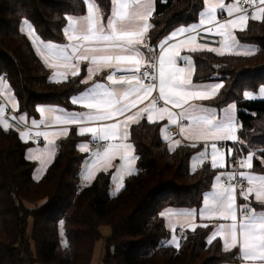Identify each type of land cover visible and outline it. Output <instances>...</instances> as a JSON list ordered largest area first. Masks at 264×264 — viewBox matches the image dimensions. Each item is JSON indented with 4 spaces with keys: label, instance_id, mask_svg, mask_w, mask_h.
<instances>
[{
    "label": "trees",
    "instance_id": "obj_1",
    "mask_svg": "<svg viewBox=\"0 0 264 264\" xmlns=\"http://www.w3.org/2000/svg\"><path fill=\"white\" fill-rule=\"evenodd\" d=\"M110 14L111 0H92ZM203 0H154L148 44L170 29L197 19ZM83 0H0V79L4 76L18 104L17 111L37 117L39 104L73 108L70 96L87 84L84 68L57 83L36 53L25 32L24 20L44 41L62 42L66 16L82 15ZM237 41L256 46L251 55H219L207 50L192 53L196 81L223 79L218 95L208 103L221 109L236 106L238 140L233 143L243 156L257 148L252 169L264 172V98L246 99L244 90L264 84V18H249ZM160 123L142 118L128 128L135 154V171L124 177L111 193L110 173L98 172L82 185L85 159L77 149L84 138L74 129L57 142L55 154L42 175L33 176L35 162L26 158L27 143L13 128L0 127V264H90L95 242L107 225L100 264H220L237 258V248L225 251L217 238L207 243L208 228L179 232V247L166 244L169 230L161 214L166 207L198 208L218 169L204 160L191 168L198 143L178 144L169 150L159 135ZM231 155H229L230 157ZM256 209L261 206L251 202ZM62 222V223H61Z\"/></svg>",
    "mask_w": 264,
    "mask_h": 264
},
{
    "label": "snow or ice",
    "instance_id": "obj_2",
    "mask_svg": "<svg viewBox=\"0 0 264 264\" xmlns=\"http://www.w3.org/2000/svg\"><path fill=\"white\" fill-rule=\"evenodd\" d=\"M248 3L255 6L257 0H247ZM86 5V15L76 18L66 16L67 26L63 29L69 44L58 46L55 44L44 45L43 48L38 45V37L35 29L28 22H22L21 32H26L32 44L36 46V52L43 60L44 64L50 69L63 68L64 72H55V82L59 83L62 79H67L70 73L72 77L79 74V62L89 61L87 78L81 83L87 84L92 80L93 75L100 68H114L116 71L125 73L116 76L115 73L107 76L110 86L94 83L87 90L86 95L73 97V105H81L87 112L71 113L64 115L51 116L57 111L50 107H38L36 111L41 119L31 120V127L37 129L34 137H43L46 141V148L38 157L37 149H29L32 155L30 159H41V164L50 162V157L55 154L54 142L49 140V136H67L68 125L78 126V134L84 136L90 134L93 140L105 142L103 151L93 153V160L88 165L87 173L84 175L86 181H90L100 170L107 171L113 166V161L117 158L120 166L116 168L117 172L132 173V165L135 162L133 156V145L125 143L128 133L126 129L131 123H139L145 115L150 123H156L159 120H167L170 124H176L178 120H186L187 125L180 124V133L186 139L194 141H205L211 143V167L213 169L222 168L221 149L216 141H237V123L231 114L235 110V105H230V112L222 118H217L216 114L206 108H202L193 101H203L215 96L222 88V84H212L211 86L193 85L191 79L192 60L190 57H181V50L187 48L190 52L207 50L219 55H224L225 50L232 51L236 45V38L233 30L241 29L246 26L249 19L245 9L237 5L224 3H212L210 0H203L205 11L200 12L199 23H193L188 27H178L167 36L159 45L160 55L158 59V92L159 100H162L164 107H157L156 98L153 97L146 107L137 109L138 104L151 97L154 90L157 89V77L148 69H156V64L151 62V58L145 59L141 46L147 49L151 54L153 49L146 42V34L152 25L149 23L153 15L152 0H111L112 12L108 17L106 25L101 23L100 13L97 5L92 0H83ZM260 7L251 14L252 20L264 18V0H258ZM227 8V15L234 17L224 22L217 20V9ZM235 13V15H234ZM243 13V14H239ZM199 30L204 34H213L222 37L220 48L209 47L205 44L196 43ZM254 49L249 48L243 53L236 54L251 55ZM177 58L185 60L188 69L177 66ZM143 77V79H142ZM52 79V78H50ZM145 80L150 81L145 83ZM0 79V84H3ZM7 87V84H4ZM264 94V87L259 89ZM246 99L253 98L251 92L245 91ZM13 109L18 108V104L12 96ZM171 107H168V106ZM178 109L179 111H173ZM5 108L0 106V127L5 131L10 130L11 125L4 119ZM27 127V118L25 115L12 117ZM48 119L54 120L59 125H64L58 131H40L41 125H46ZM111 121V122H110ZM94 124L96 126H87ZM164 131V130H162ZM31 130L19 132L21 140L27 143V138L32 136ZM168 139V137H165ZM177 143H179L177 141ZM81 152L88 151L87 144L78 146ZM196 147V144H192ZM233 152L230 149L229 155ZM264 154V150H262ZM204 156L205 153H201ZM254 157L249 151L246 159L239 161L241 168H252ZM227 176L228 184L219 183L224 176ZM240 179L247 181V187H242L239 196L246 202L238 205L237 190L232 183L236 179L234 172L221 173L215 177L216 183L212 185L213 191L206 194L203 198V207L199 210L202 220L218 219L230 221V223H221L216 227L208 237L207 243L211 245L219 237L223 242L225 251H231L239 248L240 256L244 262L251 264H264V210L258 211L249 202V197L254 194L255 201L264 209V176L252 175L246 172H240ZM123 176H121V180ZM119 190V188L117 189ZM162 215H164L162 213ZM186 217H194L195 212L188 211L184 213ZM62 223V222H61ZM193 231L197 227L208 228L207 223L197 225L190 223ZM179 247L176 235L172 236L169 242Z\"/></svg>",
    "mask_w": 264,
    "mask_h": 264
},
{
    "label": "crops",
    "instance_id": "obj_3",
    "mask_svg": "<svg viewBox=\"0 0 264 264\" xmlns=\"http://www.w3.org/2000/svg\"><path fill=\"white\" fill-rule=\"evenodd\" d=\"M210 2H212V3H218L219 2V3H224L225 5H228V4L237 5V0H210ZM152 5H153V8H152V11H153V9H154V0H152ZM258 7H260L259 4L253 6L250 9V11L247 12V15L249 16V18H251L252 12L255 11V10H257ZM85 8H86V5H85ZM205 10H206L205 9V5L203 4V6L200 9L199 13L200 12H203ZM111 12H112V8H111V11H110V14L108 15V17L111 16ZM99 13H100V18H101V23H103V24L106 25L108 17L106 19H103L102 12H101L100 9H99ZM199 13H198L197 19L194 22H190L188 24H180V25H177V26L173 27L162 38H160L157 42H155L157 44V47H158L157 60L159 59V55H160V47H159V45L164 41V39L167 36H169L170 33L172 31H174L178 27H181V26L188 27L189 25H191L193 23H197L198 24L199 23V19H200ZM222 13L225 14V17L224 18H221L220 17V14H222ZM86 14L87 13H86V9H85L84 14H82V15H76V16H72V17L79 18V17L85 16ZM239 14H243V13H239ZM234 15H235V13H234ZM216 16H217V20L219 22H221V23L224 22L227 19L234 18V17H229L227 15V8L226 7L224 9H217ZM149 23H150V21H149ZM66 26H67V23L64 26V28ZM21 27H22V24H21ZM237 30H240V29L233 30V35L234 36H235V32ZM25 34H26V32H25ZM193 35H195V33H193ZM36 36L39 38L38 39V45L40 47H42V48H43L44 45H47L49 43L55 44V45H58V46H65V45L69 44V41L67 40V38H66L65 35H64V40L62 42L44 41L37 34H36ZM221 40H222V37H221ZM221 40H220V42H221ZM146 42L148 44L147 36H146ZM31 43H32V41H31ZM196 43H198V42L196 41ZM32 46L34 47V49L36 51V46H34L33 44H32ZM215 48H220V43L217 46H215ZM249 48L254 49V51L256 50V46L255 45H252V44H249V43H242L240 41H237V39H236V45L234 46V49L232 51L225 50V54H227V53L236 54L237 52L243 53L244 51L248 50ZM141 51H142L145 59L148 60L151 55L148 53L147 49L144 48L143 46H141ZM192 53L193 52L188 51L187 48H183L181 50V57H190L191 60H192V56H191ZM192 62H193V60H192ZM89 66H90L89 65V61H86L85 60V61L79 62V72L82 70V68H84V71H85V75H84V78H83L84 80L87 78ZM177 66L188 69L187 62L185 60L181 59V58H177ZM58 71L59 72H64L66 70L63 69V68L50 69L49 79L52 78V79H50L51 81H55L56 78H53L54 77V73L55 72H58ZM114 71H116V69H114V68H100L97 71V73L93 75L92 80L88 81L87 85L82 90H80V91H78V92H76V93H74V94H72L70 96V101H71V99L73 97H79L81 95H86L87 94V90L89 88H91L94 83H101V84H105V85H108V86L111 87L110 82L107 81V76L109 74H113ZM190 71H191V79H192L193 85L211 86L212 84H217V83H220L222 85L224 84V80L223 79L204 80V81H196V80H194L192 78L193 72H194V64L193 63H192V68L190 69ZM70 75L71 74L69 73L68 76H70ZM2 80H3L4 83L3 84H0V106H3L4 108H6V106L9 105L13 109V107H12V101L9 99V96H12L14 98V100L16 101L15 96L13 95L12 91L10 90V88L8 86L6 88L4 87V84H7L6 81H5V79H2ZM62 80H64V79H62ZM158 83H159V81H158V71H157V80H156L157 89L156 90H157V96L159 97ZM262 85H260L258 87V89L255 90V92H258V97H256V93H252L253 94V97H255L253 99H256V98H264V94H261L259 92V89L261 87H264V84H262ZM219 91H218V93H219ZM245 91L250 92L251 90H244L243 91V96H244V92ZM218 93L215 96H213V97H211V98H209L207 100H203V101H193L192 103H195L198 106H200L202 108H206L210 112L215 113L216 116H217V118H222L226 113H229L230 112L229 106L230 105H233L234 103L233 102L228 103L225 106H223L221 109H218L214 105L208 103V101L213 100L218 95ZM153 97L154 96L151 95V97H149L148 100L144 101L143 104H138L137 105V109H135L133 111L138 110L140 107H146L149 104V102L151 101V99ZM16 103H17V101H16ZM41 106H43V107H50V108L56 109L57 111L51 113L50 114L51 116L71 114V113H81V112H87L88 111L87 109H84L81 105H73L74 106L73 108L68 109V108H64L62 106H58V105L39 104V105H37V108L38 107H41ZM164 106L165 105H164L163 101L160 104H157V107H164ZM168 107H171V106L169 105ZM13 110L15 111L17 117H19L20 115H25L26 118H27V121H29L30 123H31V120L32 119H36L37 121H39L41 119L39 113H38V116L37 117H30V116H28L24 112H18L17 109H13ZM172 110L173 111H179L178 109H172ZM231 114L234 116L235 121H236V107H235V110L231 112ZM143 118H145L147 120V116L146 115ZM157 122L160 123L159 135L166 142V145H167V147H168L169 150H173L178 144H182V143H190V144H194V143L195 144H198L199 143L201 145V149L198 152L194 153L192 155L191 159H190V166H191V162H193V165L191 166V168H195V167L199 166L204 160L208 161L211 164V148H210V145H211V143H213V141H208L207 142L208 147L206 148L205 147V141H203V140H200V141L197 142V141H194L192 139H186L185 136L180 133V128H179V125L180 124L187 125L188 122L186 120H178L176 124H170L168 122V120H167V117H165L164 120H159L157 118ZM131 124H133V123H131ZM167 125H173V126L176 127L177 132H176L175 135L168 136L166 134L165 127ZM87 126H96V125L89 124ZM62 127H64V125H59L54 120L48 119L47 124L46 125H41L38 130L52 132V131H58ZM67 127H68L69 130L70 129H74L76 131V133H78V126H76V125H68ZM128 128L126 129L127 133H128ZM162 130H164V131H162ZM236 135H237V133H236ZM62 137H64V136H57V137L49 136L48 139L54 142V146H55V149H56L57 148V142ZM165 137H168V139H165ZM91 140H92L91 135L90 134H85L84 135V138L80 139L77 142V144H76V147H77L78 150H79V147H78L79 145H81V144H87L88 145V151L87 152H83L86 157H85V159L83 161V164H82V167H81L80 182H81L82 185H87V184H89L93 180V178L96 176V174L98 172H101V171L102 172H109L110 173V183H109L110 186H109V188L111 189L110 192L111 193H116L118 191L117 189L118 188L120 189V187H121V185L123 183L124 177L128 175L127 172L121 173V172H117L116 171V168L120 166V161H119L118 158L113 161V166L112 167H110L107 171L100 170V171L96 172L95 176L90 181H86L83 178L84 175L87 173L88 165H90L91 162H92V160H93V153H95L97 151H101L102 152L103 151V148L106 146L105 145V146H103L101 148H92V147H90V141ZM237 140H238V136H237ZM177 141L179 143H177ZM123 142H125V143H131L129 141V133H128V139H127V141H123ZM215 143H217V146L221 149V153H222V155H221V162L223 164V167L222 168H217L218 171L213 176L210 187L202 192V199H201L200 206L198 208H186V207H172V206H170V207L164 208L162 210V212H161V214L162 213L164 214L162 216L164 218L165 225H166V227L168 228V230L170 232L169 237L166 240V244H168V245H171V246L176 247L175 245H172V244L169 243L171 241V239H172V236L173 235H176V237H177V235L179 234V232L182 231L183 229H191L190 223H195L197 225L204 224V223L210 224L211 229H210V232L208 234V237L211 234V232L216 227H218L221 223H224V224L230 223V221H222V220H218V219H213V220H207V219H205V220H202L200 218V215H199V210L203 207V198H204V196L206 194H210L213 191L212 185L214 183H216L215 177L217 175H221V173H230L231 172L227 168L226 162H227V159L229 157V150L230 149L231 150L233 149V145H234L233 143H235V142H233V141H216ZM45 148H42L38 144L29 143L28 146H27V148H26V150H25V156H26V158L30 159L29 157L32 155V153L29 152V149H37L39 151L36 153V155L39 157L40 156V153H42ZM201 153H205V155L204 156H201L200 155ZM132 154L135 157L134 149H133ZM251 154L254 157V152L251 151ZM206 155L209 157L208 159H206ZM248 155H249V151H247L243 155L242 159H246ZM53 156L54 155H52L50 157V161L52 160ZM30 160H33L35 162V168H34L33 176H34L35 179H38L42 175V173L44 172L45 168L47 167V165L50 162L47 163V164H45V165H42L40 158L30 159ZM134 171H135V162L132 165V173ZM240 172H246V173H249V174H252V175L264 176V172L255 171L252 168L251 169H247V168H241L240 167ZM240 172H239V174H240ZM121 176H123V179L122 180H121ZM226 177L227 176L225 175L219 183L224 184L225 186H227L228 180H226ZM247 186L248 185H247V181H246V185L243 186V187L246 188ZM241 188L242 187H236V190H237V203H238V205L246 203L243 200V198L239 196V191H240ZM252 201H255L254 194L249 197V202L251 203ZM257 210L260 211V210H264V209H257ZM188 211L195 212V216L194 217H186L184 215V213H186ZM102 226H107V225H102ZM100 231H101V234H102V227L101 226H100ZM106 234H109V229H108V232ZM217 238H219V237H217ZM177 239H178V243H179V236L177 237ZM207 240H208V238H207ZM98 241L99 240H97V242ZM97 242H95L94 249H95V246H96ZM221 243H222V247H223V242L221 241ZM100 248H101V243H100V247L98 245V249L99 250H100ZM94 249H93V252H94ZM101 252H102V250H101ZM92 255H93V253H92ZM100 256H101V254H100ZM239 256H240V252H239V248L237 247V258H236V260H234L232 262H223V263H220V264H251V262H244V261H242L241 259L238 258ZM91 261H92V257H91ZM91 261H90V264H91ZM37 264H39V263H37Z\"/></svg>",
    "mask_w": 264,
    "mask_h": 264
},
{
    "label": "built area",
    "instance_id": "obj_4",
    "mask_svg": "<svg viewBox=\"0 0 264 264\" xmlns=\"http://www.w3.org/2000/svg\"><path fill=\"white\" fill-rule=\"evenodd\" d=\"M259 4L258 0L256 5ZM237 6L240 7L241 9H245L246 12H249L250 9L253 7V5H251L250 3L247 2V0H237ZM221 18L225 17V14H220ZM195 35H197V42L200 44H205L209 47H215L220 43L221 37L218 35H213V34H207L205 35L203 30H199V34L195 33ZM149 46L152 47L153 51L150 54V58H151V62L156 64V69H148V71L152 72L153 75H155L157 77V71H158V60H157V55H158V47L157 44L154 42L152 44H148ZM116 76H120V75H124L125 73L123 72H119V71H114ZM2 79H5L4 76H2ZM143 79V77H142ZM150 81L145 80V83H149ZM152 96H154L156 98V102L157 104H160L162 102V100H159V97L157 96V90H154L152 93ZM4 119L11 125V128L17 130L18 132L21 131H26V130H31V132L33 133L32 136H30L29 138H27L28 141H30L33 144H38L40 145L42 148L46 147V142L44 140L43 137L40 138H36L34 137V132L37 129H33L31 127V123L29 121H27V127L25 126L24 123H20L18 122V120H14L12 119V117H17L15 111L9 106L7 105L5 108V112L3 114ZM165 132L168 136H173L176 134L177 129L175 126L173 125H167L165 127ZM105 142L103 141H99V140H91L90 141V147L92 148H101L103 146H105ZM233 154L228 157L226 165L227 168L231 171L234 172L236 175V179L232 182H234L237 185H245L246 181L245 180H241L240 179V164L239 161L242 159L243 156H241L235 149V146L233 145V149H232ZM209 157L206 155V159H208ZM227 179V177H226ZM23 264H28L26 261Z\"/></svg>",
    "mask_w": 264,
    "mask_h": 264
},
{
    "label": "rangeland",
    "instance_id": "obj_5",
    "mask_svg": "<svg viewBox=\"0 0 264 264\" xmlns=\"http://www.w3.org/2000/svg\"><path fill=\"white\" fill-rule=\"evenodd\" d=\"M263 86V85H262ZM251 93H256V97H258V92H255V91H250ZM255 98V97H253ZM251 98V99H253ZM256 99H263V98H256ZM251 151L255 153H257V148H251ZM193 165V162H191V166ZM227 180V179H226ZM234 183V182H233ZM235 184V183H234ZM246 185V184H245ZM245 185H237L235 184L236 187H243ZM109 190L111 191V189L109 188ZM102 227V237L100 239H98L99 241L97 242L96 246H95V249H94V252H93V255H92V261H91V264H100V254H101V250H102V246H103V243H104V239L105 237L108 235L106 234L108 232V227L107 226H101ZM179 236V234L177 235V237ZM99 243V244H98ZM100 243H101V248L100 250L98 249V245L100 247ZM37 264V263H36Z\"/></svg>",
    "mask_w": 264,
    "mask_h": 264
}]
</instances>
